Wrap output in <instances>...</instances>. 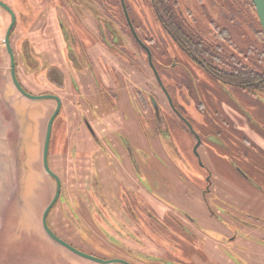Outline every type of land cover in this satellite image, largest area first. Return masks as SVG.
<instances>
[{
  "label": "rangeland",
  "instance_id": "374dc122",
  "mask_svg": "<svg viewBox=\"0 0 264 264\" xmlns=\"http://www.w3.org/2000/svg\"><path fill=\"white\" fill-rule=\"evenodd\" d=\"M0 1L10 7L16 15L17 25L11 36L16 71L21 84L31 94H54L62 100L61 113L54 122L49 156L50 168L58 175L62 185L60 202L53 207L49 215L53 232L73 248L101 260L125 259L133 264L160 263L149 261L150 258H141L143 253L145 256L158 255L162 259L171 258L167 255H172L185 264H264V201H260L264 198H258L260 193L264 194V114L261 111L264 107L263 93L254 92L258 96L254 97V106L250 108L237 96L214 97L203 92L206 88L215 89L216 86L198 67L188 62L185 55L174 45L163 41L162 29L153 18L151 9L147 5L143 6L145 0H125L133 26L140 27L139 36H146L145 39L151 38L157 43L149 45L151 51L155 50L153 64L156 65L162 84L210 152L211 158H208L207 151L203 148L200 147L197 151L203 164L212 173L209 203L212 207L215 206L216 211L223 217L218 215L216 221L209 218L207 220V207H201L200 200L197 202L194 199L192 202L187 200L186 196L182 197L181 191L186 184L190 187L192 182L201 191L206 189L208 176L195 156L196 140L193 132L188 131L183 123L171 114L165 116L166 131H158L164 152L168 158L171 157L170 162L180 174L176 171H171V174L168 163L149 148L148 136L150 140L153 136L149 134L150 128H147L146 121L137 111L144 112V116L149 120H152V111L149 106L145 110L140 109L135 91L142 90L145 100L150 94L156 97L165 113H168L169 108L155 86L144 52L138 44L132 43L126 27L118 28L119 25L116 24H123L119 0H107L111 5L110 15L114 16V24L111 25L117 31L122 29L123 32H119L125 43L122 45L125 46V52H129L127 54L133 62L126 57L120 58L111 51L106 52L104 46L94 43L98 38L94 12L101 13V9L93 0ZM238 7V24H229L227 20L218 17L216 12L208 18L209 21L200 15L194 16L208 34L210 41L217 39V30L226 29L227 39L225 43L220 44L226 49L228 43L234 44L240 50L241 61L243 62L246 56L254 64V70L262 72L264 38L258 33L256 14L246 0H239ZM209 22L213 23L212 26ZM9 23V15L0 9V44H3ZM74 34L77 41L73 43L71 40L75 38ZM2 46L4 47V44L0 49ZM156 47L159 50L156 51ZM158 51L163 57H167V65L174 62L176 66H161L160 63H166L156 57ZM2 54L4 61L0 58V264H98L59 246L51 241L42 229V213L55 192V181L42 168V148L47 122L56 105L50 99L31 101L22 97L13 87L9 77V58L7 54L4 57V51ZM51 69L57 70L58 78H54L56 85L47 79ZM181 74L186 77L187 83L186 80L181 82L178 78ZM123 75L126 77L122 80ZM96 77L100 82H108L113 77L119 78V84L128 82V99H123L124 95L119 92L118 87L104 91L99 82V88L103 89L104 93L101 95L99 91L97 94L93 86ZM94 93L96 95L92 96ZM222 99L232 100L239 106V115L243 117V122H236L238 129L245 130L251 126V133L244 135L246 142L241 143L227 126L216 124L215 119L212 120V126L206 127V120L212 117L209 112L210 105L222 106L233 121L235 117L240 119L225 108ZM124 102L128 104L129 114L135 115L138 120L145 144L141 138L139 145L132 143L134 136L129 128H125L126 132L124 127L121 131H113L112 129L118 127L119 118L115 120L112 128L106 126L103 116L116 108L125 123L131 122L129 114L122 109ZM112 116L108 117L111 124L114 122ZM83 119L91 128L92 120L96 121L95 126L102 130H96L99 137H102L104 132H113L118 140V147L125 149L123 141L128 139L135 157V170L131 164V173H135L147 192L160 197L174 195L180 203L179 206H182L181 209L194 212L193 232L189 231L191 226L186 230L189 238L185 237L183 240L182 237L169 232L164 235V238L168 239L166 241L160 235H155L157 242L162 246L161 250H157L147 240L139 242L114 234L121 245L109 242L102 236L99 225L92 222V182L97 179L99 183L96 197L106 198L107 189L115 185L111 183L113 180L110 170H114L116 166L100 153L106 158L102 163L104 166L98 170L101 178L92 173V137L83 127ZM208 130L211 131L209 135ZM215 140L218 142L214 143ZM101 141L116 161L118 151L104 138ZM222 148L230 153L221 152ZM218 152L222 154L221 157L215 154ZM236 168L243 171L248 179H254V191L236 172ZM149 201L152 205L155 204V201ZM166 225L179 232L177 224L175 226L173 222L166 221ZM245 225L254 228V233H247L246 230L250 229L244 230ZM110 228H116L115 224ZM198 234L204 236L205 242ZM233 236H236V240H233ZM206 239L213 249L219 246L221 256L211 253L210 259L203 257L205 262H202L203 258L199 252L202 245L207 247ZM210 252L207 249L206 254Z\"/></svg>",
  "mask_w": 264,
  "mask_h": 264
},
{
  "label": "flooded vegetation",
  "instance_id": "af4514ba",
  "mask_svg": "<svg viewBox=\"0 0 264 264\" xmlns=\"http://www.w3.org/2000/svg\"><path fill=\"white\" fill-rule=\"evenodd\" d=\"M61 1L64 2V0H61ZM69 1H72V0H69ZM93 1L96 2V4L101 9V13L94 12L95 26L98 30V38L95 40L94 43L104 46L106 48L105 49L106 52L111 51L115 55L119 56L120 58L126 57L127 60L133 62L132 60H130V56H128L127 54L129 52L127 51L125 52L126 50L125 46L122 45V44H125L122 41L121 36L119 35V32H123L122 29H119V31H117V29H115V27L114 26L112 27L111 25L112 23L114 24V20H113L114 16L110 15V9H109V6L111 7L110 3L107 2V0H93ZM125 3L126 1L123 0L124 10L131 24L134 34L132 30L130 29V26L126 19L121 0H119V5L121 8V14L123 17V24H120V23H116V24L119 25L118 28L120 26L121 27L125 26L132 43L138 44V46L144 52L146 59H147V64L150 68L151 74L156 84L155 86L158 89V91L161 93L162 97L167 102V105L169 108V110L167 111L168 113H165L156 97L150 94L145 100L143 99L145 95L142 92V90L138 89L137 91H135L137 92L138 102H140V109L145 110L147 109L146 107L149 106V108L152 111V120H149L146 116H144L143 114L144 112L137 111L138 114L142 116V119L146 121L147 128H150L149 134L150 135L152 134L151 136H153L151 140L149 138L150 136H148V144L150 146L149 148L151 151H153L154 153H157L162 159H164L168 163L171 174L173 171H176L178 174H180V172L174 167L172 162H170L171 157L169 156L168 158L167 154L164 152L163 147L161 145L162 142L158 138V131H166L167 124H166L165 116L167 114H171L173 117L177 118L181 123H183V125L188 129V131L193 132L195 136V140H196V145L194 148L195 156L198 162L200 163V167L206 170L207 176H208L207 181H206V189L204 191H201L198 188V186L192 182L190 187L186 184V186L181 189V191L183 192L182 197L186 196L187 200H192V202L194 199L197 202H199L200 200L201 203L199 205L203 208L207 207L208 209V212L206 214L208 216L207 220L209 218V220L216 221L218 219V215L221 216V214L218 212V210L216 211L215 206L212 207L209 203V198L212 192L211 190L212 173H210L208 167H206L203 164L202 158L197 151H198V148L200 147L203 148L204 150L207 151L206 156L208 158H211L210 152L208 148L204 146L200 137L196 135L188 119H186V117L183 114H181L179 108L176 106V104L172 100V96L170 95L168 89L165 88L164 85L162 84L160 77L158 75L159 73L157 72L156 65L153 64V59L155 57L154 56L155 50L154 52L151 51L150 45H149V44H157V43L154 42V40L151 38L145 39L146 36L142 35L143 36L142 38L139 36L140 27L133 26L130 16H129L130 11L126 7ZM146 5L148 6V8L151 9L149 10L152 12L153 18L157 21V23L160 25V28L162 29L163 37H164L163 41L166 44L174 45L180 53L185 55L188 62L198 67L202 71V73L212 81L214 86H216L215 89L206 88L202 90L203 92H206L208 95H213L214 97H221V96L227 95L228 97L232 96L231 98H233L234 96H237V98L243 100L246 104H248L250 108H253L254 97L256 98L258 96L254 92L260 91L261 93L264 94V90L263 89L254 90V82H249L246 85L241 86L237 79L238 74L236 73L237 72L236 70L239 69V67L243 66L244 68H247L251 73L252 71H254V64H252L251 61L246 56L244 57V61L242 62L239 57L240 50L234 44H230L227 42L228 43L227 49L220 44V43H225V40L222 37V33L225 31L228 34L226 29L222 28L220 30H217L215 35L217 36L218 40L213 39L210 41V39L208 38V34L204 32L203 28L200 26V24L198 23V20L194 16V14L196 16L200 15L201 18H205L206 21H209L208 18H210L212 14L216 12L218 17L227 20L229 24H235V23L238 24L236 20H238L237 13L239 12V9H238L239 0H145L143 6H146ZM192 5L194 9H192ZM63 6H64V3H63ZM15 18H16V15H15ZM209 23H210V26H212L213 23L212 22H209ZM16 25L17 23L15 22V25L12 30L13 32L16 29ZM13 32H11V35L13 34ZM66 33L67 32L65 30L64 31L65 36L67 35ZM76 39L77 37L75 35V38L71 41L74 43L75 41H77ZM10 40H11V36H10ZM159 41L161 42V40ZM117 44L119 45L115 46ZM10 45L12 48V44ZM155 49L156 51L159 50L158 47H156ZM147 51L150 54V61L148 59ZM13 54H14V51H13ZM235 54L238 56H236ZM156 57L161 58L162 60H164L165 63L167 62V57H163L159 51L158 53L156 52ZM14 58H16L15 54H14ZM160 64H162L161 66L168 67V68H174V66H176V63L174 62H170L168 65L167 63L166 65H163V63H160ZM15 65H16V59H15ZM119 67L120 66H118V68ZM15 72H16V77H17V80L20 86L28 94L32 96H43V95L56 96L54 94H48V93L38 94V95L31 94L21 84V81L19 80L18 75H17L16 68H15ZM48 72H49L48 78H47L48 81L56 85L55 83L56 80L54 78H58L57 70L51 69ZM250 76L254 78L253 74H251ZM124 77L126 76L123 75L122 80L124 79ZM178 78H180L181 82H184L186 80L185 83H187V79L183 74L178 76ZM98 82L100 83L104 91H107V88L110 90H113L114 88L118 87L120 90L119 92L123 93L124 95L123 99L124 98L128 99L129 97L127 93L129 90L128 82L124 83L123 81V83L121 82L119 84L118 77H115V78L113 77L110 80H108V82L106 80L105 82L102 80L100 82L98 78L96 77L93 86H95V90L97 94H99L98 92L101 91L100 92L101 95H103L104 91L103 89L101 90L99 88ZM224 86H227L228 88L224 89L223 88ZM124 89L126 90L123 92ZM96 93L92 94V96H95ZM56 97L60 100V110L52 124L48 155H47V163L51 171L52 169L50 168V164H49V156H50V146L52 143V131L54 127V122L56 118L60 115L61 110H62V100L58 96ZM44 100H47V99H44ZM38 101H41V100H38ZM53 101L55 102V105L57 106L56 101L55 100ZM221 102L225 103L226 105L225 108L230 110L232 113H234V115H238L240 119L235 117L233 121L231 118L228 117L227 112L224 111L222 106L212 107V105H210L209 112L211 113L212 117H210L211 119L208 118V120H206V127L212 126L214 124V121L212 120L215 119L216 124L220 123V125L227 126L231 134L235 138H237L241 143L246 142L244 135L250 134L252 131V128L251 126H248L244 130V129H238V127H236L237 126L236 122L237 123L243 122V120L241 119L243 117L239 115L240 114L239 106H237L234 101L229 100V99H222ZM126 103L124 102V105H123L124 108L122 109L125 110L126 113L129 114L128 104ZM56 106H55V109H56ZM55 109L53 110V112L55 111ZM262 109L264 110V107ZM112 114H115V116H112ZM110 116L114 117L113 124H111L110 121L108 120V117ZM129 118L131 122L125 123L122 116L119 115L117 108L114 109L113 111H109L107 115L103 116V120H105L106 126L110 128H112V126L114 125L115 120L118 119V127L116 129H112L113 131H121L123 130V127H124V130L126 132L125 128H129L130 129L129 131H131L134 136L132 143L135 142L136 145H139V143H141L140 142V138H141V140L145 144L143 134L141 132L142 128L139 126L138 120L135 118V115L131 116L129 114ZM82 123H83V127L86 128L87 132L92 137V173L96 174L95 177L97 178L100 177V173L98 172V170H100V168L104 166L102 163L103 161H105L106 158L107 160L111 161V163L114 166H116L114 170H110V177L113 180V182L111 181V183H115V185H113L111 189H107L108 196H106V198L99 196V198L103 199V201H101L98 197H96V190H98V187H99V183L97 179L96 181L94 179L92 182V199L90 200V202L92 203V209H91L92 222L95 225H99L101 229V230L99 229V231L102 232L103 234L102 236L103 237L105 236L104 238H106L109 242L110 241L117 242L118 244H121V243L118 242L119 239H117L118 237H116L114 234H116L117 236H121L123 238L127 236L128 239H131V240L135 239L136 241H139V242L143 240H147V241H150L157 250H161L162 246H160L159 242H157V237H155V235L156 236L160 235V237L164 238V235L170 232V233H175L177 236L182 237L181 239L183 240H185V237L189 238L188 234H186L187 232L186 230L188 229V226H191V230L189 229L188 230L190 232H193V228H194L193 227V222H194L193 213L194 212L193 211L187 212L181 209L182 206H179L180 203L176 201L177 199L175 198L174 195L170 194L167 196L160 197L156 195L155 193L147 192L143 188L142 184L140 183V180L138 179L137 176H135V173L134 174L131 173V170H132L130 167L131 164L135 170V167H134L135 157L131 150L132 144L130 142H127L128 139L127 140L124 139L125 142L122 140L125 145V149H123L121 147H118L119 143H118V140L115 139L113 132H110V133L104 132L103 136L99 137L98 132L96 131L98 127L95 126L96 121L92 120V128L86 120H84ZM240 126L244 127L245 125H240ZM139 129H140V134H139ZM98 130L102 131L100 128ZM210 133L211 131L208 130L207 134L209 135ZM102 138H104L106 142L112 148L118 151L119 156H118V159H116L118 163L110 156L108 148H106L105 145L102 144V141H101ZM216 142L218 141L215 140L214 143ZM210 144L212 145V143ZM105 148L108 150V152L107 150H105ZM220 151L229 152L225 148L220 149ZM42 153H43V148H42ZM100 153H103L106 158H104ZM215 154H217V156L219 157L222 156L220 152L215 153ZM42 168H43V163H42ZM128 168L130 169L128 170ZM235 170L238 174H240L241 177H243L244 181H246L245 183L248 182L247 184L250 186V189H253L254 191V179L253 178L248 179V176L238 168H236ZM52 172L54 173V171ZM54 174L58 177L56 173ZM242 186L244 187V184H242ZM55 190H56V184H55ZM60 197H61V190H60V195L58 197V200L56 201L54 206L60 202ZM258 197L264 198V194L260 193ZM149 200L155 201V204L152 205ZM260 201L263 202L264 200H260ZM212 204L215 205L214 202H212ZM53 207L50 209L47 215V224L52 232L53 230L51 229L50 224H49V215ZM106 210H108V212H106ZM166 221L173 222L175 226L177 224L179 232H177L174 227L166 225ZM113 223L115 224V227L117 229L110 228L113 226ZM246 228H249L250 230H246ZM244 230H246L247 233H251V232L254 233V228L252 229L251 227H246V225H245ZM53 233L58 238L65 241L64 239L59 237L55 232ZM191 235L194 236L195 234L191 233ZM198 236H202V235L198 234ZM200 238L202 239L203 242H205L204 236ZM232 238L233 240H236V236H233ZM164 240L167 241L168 239L165 237ZM206 240L208 241V245L207 247L203 245L201 246L202 250L201 252H199L201 253V257L202 258L205 257V259L208 260L210 259V256L212 255L211 253H213V255L217 253L216 256L218 257L221 256V249L219 250V246H215L214 244H212L215 246L213 249L209 244V240L208 239ZM207 249L211 251L209 254H206ZM142 254H141L142 256L141 258H150L151 260L149 261H154V262L156 261V263H159L160 261L159 264H162V263L164 264H185L179 259L177 260V258L172 255H167L171 258L162 259L158 257V255L152 256L150 254H147L145 256L144 254L143 255ZM123 261H125V259ZM125 262L129 264H133L131 261H125ZM202 262H205L204 258L202 259Z\"/></svg>",
  "mask_w": 264,
  "mask_h": 264
},
{
  "label": "water",
  "instance_id": "95a60500",
  "mask_svg": "<svg viewBox=\"0 0 264 264\" xmlns=\"http://www.w3.org/2000/svg\"><path fill=\"white\" fill-rule=\"evenodd\" d=\"M250 1H251L252 5L255 9V14H256V17L258 19L261 30L264 33V0H250ZM121 3L123 6V10H124L123 0H121ZM0 9L7 12L10 16V23H9V25L5 31V35L3 38V44H4V47L6 49L8 57H9V72H10V79H11L13 87L22 97L27 98L29 100L38 101V100H44V99H52V100H55L57 103L56 109L53 112V114L51 115V117L48 121V124H47L44 143H43V153H42V163H43L44 171L51 179H53L55 181V184H56L55 194H54L52 200L50 201V203L48 204V206L43 211L42 217H41L42 229H43L45 235L51 241L55 242L59 246L68 250L69 252H71V253L79 256V257H82L84 259H87L89 261H92V262H95L98 264H129V263H127L123 260H120V259L101 260L97 257L92 256V255L83 253V252L73 248L67 242L58 238L48 227L47 215H48L50 209L54 206V204L58 200V197L60 195V190H61L60 179L49 169L48 163H47V155H48V148H49V141H50V136H51L52 124H53V121H54L55 117L57 116V114L60 110V100L56 96H52V95L32 96V95L28 94L27 92H25L22 89V87L20 86V84L17 80V77H16V72H15V68H16L15 58H14L13 50H12L11 45H10V36H11V32L13 30V27L15 25L16 18H15L14 13L12 12V10L2 1H0ZM124 13H125L126 19L128 21V24L130 26V29L133 32V29H132L131 24L128 20V17L126 15L125 10H124ZM133 34H134V32H133ZM147 54H148V59L150 61V54L148 51H147Z\"/></svg>",
  "mask_w": 264,
  "mask_h": 264
},
{
  "label": "trees",
  "instance_id": "16d2710c",
  "mask_svg": "<svg viewBox=\"0 0 264 264\" xmlns=\"http://www.w3.org/2000/svg\"><path fill=\"white\" fill-rule=\"evenodd\" d=\"M246 1L249 7L252 9L253 13H255V9L251 1L250 0H246ZM256 23H257V27H259V31H258L259 35L264 38V33L261 30L257 17H256ZM222 37L224 40L227 39V33L225 31L222 33ZM236 71H237L236 73L238 74L237 79L241 86L246 85L249 82H254V90H258V89L264 90V71L259 72L254 70L250 73V71L247 68H244L243 66L239 67V69H237ZM251 74H253L254 78L250 76Z\"/></svg>",
  "mask_w": 264,
  "mask_h": 264
},
{
  "label": "crops",
  "instance_id": "0c3cea01",
  "mask_svg": "<svg viewBox=\"0 0 264 264\" xmlns=\"http://www.w3.org/2000/svg\"><path fill=\"white\" fill-rule=\"evenodd\" d=\"M5 35V34H4ZM11 44H12V36H11ZM1 45H3V44H0V46ZM5 48L2 46V49H0V58L3 60V51H4V57H6V54H7V52H6V49L4 50ZM3 50V51H2ZM7 56H8V54H7ZM9 58V57H8ZM4 61V60H3ZM9 71V70H8ZM9 77H10V72H9ZM262 112H263V114H264V110L262 109L261 110ZM259 198V197H258Z\"/></svg>",
  "mask_w": 264,
  "mask_h": 264
}]
</instances>
